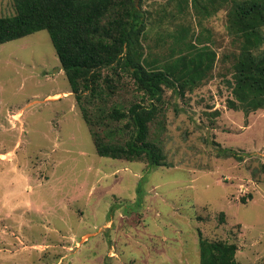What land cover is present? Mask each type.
<instances>
[{"label": "rangeland", "instance_id": "rangeland-1", "mask_svg": "<svg viewBox=\"0 0 264 264\" xmlns=\"http://www.w3.org/2000/svg\"><path fill=\"white\" fill-rule=\"evenodd\" d=\"M179 1H141L150 67L197 32L216 56L199 84L164 86L154 101L149 137L164 165L97 153L45 29L0 43V264H200L199 236L234 243L236 264H264V108L229 104L239 103L229 2L199 19ZM14 13L0 0V16ZM119 77L105 102L84 98L89 112L148 103L127 72Z\"/></svg>", "mask_w": 264, "mask_h": 264}, {"label": "trees", "instance_id": "trees-1", "mask_svg": "<svg viewBox=\"0 0 264 264\" xmlns=\"http://www.w3.org/2000/svg\"><path fill=\"white\" fill-rule=\"evenodd\" d=\"M141 1L12 0L15 13L0 16V43L45 29L70 90L82 105V116L97 153L116 159H145L149 165L159 166L165 164L163 149L149 137V124L157 115L154 101L161 100L164 86L183 91L199 84L212 68L216 54L204 44L203 34L197 32L193 40L184 42L185 49L178 55L161 67L151 68L143 56L146 16ZM218 1L190 3L202 19L219 9ZM224 1L230 4L228 32L239 40L229 82L239 103L230 100L229 104L243 106L245 111L264 108V0ZM182 2L177 5L179 12L186 9ZM187 31L184 27L177 30V44H181ZM104 69L111 75H102ZM121 72L129 74L134 88L148 103L133 102L127 108L98 105L94 114L89 112L84 98L105 102L115 93V81H119ZM121 121L124 123L120 126ZM198 245L200 264H236L234 243L199 236Z\"/></svg>", "mask_w": 264, "mask_h": 264}, {"label": "water", "instance_id": "water-1", "mask_svg": "<svg viewBox=\"0 0 264 264\" xmlns=\"http://www.w3.org/2000/svg\"><path fill=\"white\" fill-rule=\"evenodd\" d=\"M135 2H137V0H135Z\"/></svg>", "mask_w": 264, "mask_h": 264}]
</instances>
